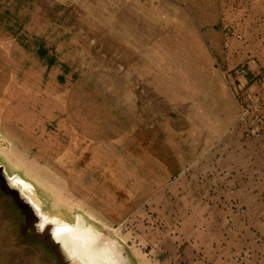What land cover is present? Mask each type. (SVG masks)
I'll return each instance as SVG.
<instances>
[{
  "label": "crops",
  "instance_id": "1",
  "mask_svg": "<svg viewBox=\"0 0 264 264\" xmlns=\"http://www.w3.org/2000/svg\"><path fill=\"white\" fill-rule=\"evenodd\" d=\"M90 64L89 79L103 66L125 95L134 81H161L158 93L184 108L186 127L168 124L164 135L174 153L158 147L155 170L113 166L116 154L94 147L96 116L87 112L88 132L56 99ZM262 84L264 0H0V134L23 139L38 103L56 113L83 167L101 169L90 171L100 187L85 189L86 180L78 197L85 213L117 227L141 210V234L132 227L125 244L135 256L141 238L146 264H264V144L229 121Z\"/></svg>",
  "mask_w": 264,
  "mask_h": 264
},
{
  "label": "rangeland",
  "instance_id": "2",
  "mask_svg": "<svg viewBox=\"0 0 264 264\" xmlns=\"http://www.w3.org/2000/svg\"><path fill=\"white\" fill-rule=\"evenodd\" d=\"M173 51L178 50L165 48V55H174ZM106 60L108 59L106 58ZM87 68L88 70L85 69L82 72L83 78L80 77L75 82H71L69 86H64L62 90L56 91L58 93L56 96H63H55L56 99L62 102L72 120L76 124H84L85 130L88 132L91 130V122H93L92 119H89V114L93 113L96 116L95 132L99 135L94 147L98 150H105L106 147H109L112 154H116V159L112 161L113 166L116 164L118 169H123L128 164L136 172L140 166L150 169L149 171L155 170L158 161H156L158 147L162 145L160 154L163 153L161 156H165V158H170L174 153L173 142L168 144L164 135L167 137L168 124L170 127L174 125L177 128L186 127L184 108L177 107L178 112H176V108H172L166 97L158 93L156 86L162 83L161 81H148V84H151L148 87L142 85V82L134 81L132 83L134 92L125 95L124 83L111 80L103 66L100 67L99 80L88 77L89 74L92 76L93 68H95L94 72L97 71V67L90 64ZM168 84H172V87L178 90L182 82L174 81ZM193 84L191 86L193 90L198 91L203 88L202 85H196L199 83L193 82ZM236 90H241V88L237 87ZM255 90L253 93L262 90V87ZM41 98L38 96V100ZM48 111L49 109L46 110L38 103L36 121L34 122V115L23 124V139L13 138L9 133L3 131L0 134V183L5 193V195H0V217L5 222L0 230V264H26V260L20 258L21 255L28 259L34 257L37 260L41 259L40 264H51L52 261H56L58 264H75V261L70 260L61 248H58V254L44 239L29 237L27 239L32 240L30 246L24 248L19 245L21 237L25 238L20 230L21 225L26 215L33 214L32 207L24 206L23 201L28 202V199L37 211L48 213L52 217H59L72 224L78 215H83L87 225L93 226L105 234L110 233L126 248L125 239L129 238L132 227L133 231H137L136 233L140 235L142 225L145 223V216L141 215V210H138L133 218L123 220L117 227L112 224H102L85 213V210L88 209L84 207L83 201L78 197L82 195L86 180L88 183L85 189L90 190L94 186L100 187L101 179L98 177L94 179V174H90L91 169L98 168L97 171L100 174V166L97 164L95 167H88L85 162L86 167H83L84 162L79 161L82 147L77 144V137L69 134L67 138L66 134L59 130L56 119H50L56 113L50 114ZM230 111L232 112V110ZM213 119L223 122L222 118ZM229 121H234V125H236V121L243 122L240 111L238 110L236 114L231 113ZM110 131L114 132L111 140L108 139L109 137L107 138ZM109 141H112L110 146ZM157 141H160L161 144ZM3 169L10 175L8 179V175L4 173ZM13 175H18L26 183H31L30 188L33 189L34 194H29L18 184L19 177ZM8 192L13 195L12 198L6 194ZM13 202L18 207L12 206ZM151 211L154 212L155 218L156 209H151ZM150 217L153 218V216ZM134 244L139 251L133 252L135 256H131L132 263L146 264L148 259L144 256L145 253L141 252V238ZM150 259L154 260L157 257Z\"/></svg>",
  "mask_w": 264,
  "mask_h": 264
},
{
  "label": "bare ground",
  "instance_id": "3",
  "mask_svg": "<svg viewBox=\"0 0 264 264\" xmlns=\"http://www.w3.org/2000/svg\"><path fill=\"white\" fill-rule=\"evenodd\" d=\"M17 182L29 194H33L29 184L22 178L19 177ZM34 209L36 220L33 225L36 231L48 230L75 264H127V258L116 241L102 236L86 225L83 219L79 218L72 224Z\"/></svg>",
  "mask_w": 264,
  "mask_h": 264
},
{
  "label": "built area",
  "instance_id": "4",
  "mask_svg": "<svg viewBox=\"0 0 264 264\" xmlns=\"http://www.w3.org/2000/svg\"><path fill=\"white\" fill-rule=\"evenodd\" d=\"M248 69L241 68V74L247 75ZM240 116L246 125V133L264 144V84L262 90L253 93L240 104Z\"/></svg>",
  "mask_w": 264,
  "mask_h": 264
},
{
  "label": "water",
  "instance_id": "5",
  "mask_svg": "<svg viewBox=\"0 0 264 264\" xmlns=\"http://www.w3.org/2000/svg\"><path fill=\"white\" fill-rule=\"evenodd\" d=\"M3 170H4V173L7 174L6 170L5 169H3ZM13 176H18V175H13ZM13 176H11V177H13ZM9 177H10V175L7 176V179ZM18 177H20V176H18ZM9 182H12V181H9ZM12 193L14 194V192H12ZM23 203H24V206H26V207H32L31 209H33V214L32 215H26V217L24 219V222H23V224L21 225V228H20L22 235L25 238L34 237V238H41V239H44V240L48 241L50 243V245L52 246V248L58 254H59L58 248H61L64 251V249L61 247V245L54 240V238L52 237L51 234L48 233V230H44L42 232L36 231V229H35V227L33 225L35 220H36V211L34 209V206L29 201V199H28V202L23 201ZM79 218L84 219L86 224H87V221H86V219L83 216L80 215L77 219H79ZM88 226H90V225H88ZM90 227L93 228L98 233H100L102 236L107 237L108 239L116 241V243L122 248V250L124 252V255L127 258V264H133L132 261H131V255L129 254L127 248L116 237L111 236L110 233L105 234L103 231L97 230L93 226H90ZM65 254H66V252H65Z\"/></svg>",
  "mask_w": 264,
  "mask_h": 264
},
{
  "label": "flooded vegetation",
  "instance_id": "6",
  "mask_svg": "<svg viewBox=\"0 0 264 264\" xmlns=\"http://www.w3.org/2000/svg\"><path fill=\"white\" fill-rule=\"evenodd\" d=\"M8 196H10L11 198L13 197V195L11 194V193H6ZM0 195H5V193H4V189H3V187H2V185H1V183H0ZM12 206H17L14 202H13V204H11ZM18 207V206H17ZM19 210V209H18ZM19 212H20V210H19ZM3 223H5L4 222V220H2V218L0 217V230L3 228ZM21 239L22 240H19L20 242H19V245L22 247H24V248H27L28 246H30L29 244L30 243H32V240H30V239H27V238H23V237H21ZM20 258H22L23 260H26V264H27V262H28V264H29V261L31 262L30 264H40L41 263V259H36L35 257L34 258H29L28 259V257L26 258V257H24L23 255H21L20 256ZM51 264H58L56 261L55 262H51Z\"/></svg>",
  "mask_w": 264,
  "mask_h": 264
},
{
  "label": "snow or ice",
  "instance_id": "7",
  "mask_svg": "<svg viewBox=\"0 0 264 264\" xmlns=\"http://www.w3.org/2000/svg\"><path fill=\"white\" fill-rule=\"evenodd\" d=\"M42 227V226H41Z\"/></svg>",
  "mask_w": 264,
  "mask_h": 264
}]
</instances>
